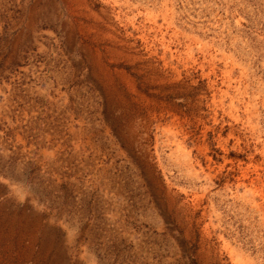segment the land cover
Returning a JSON list of instances; mask_svg holds the SVG:
<instances>
[{
	"label": "rangeland",
	"instance_id": "374dc122",
	"mask_svg": "<svg viewBox=\"0 0 264 264\" xmlns=\"http://www.w3.org/2000/svg\"><path fill=\"white\" fill-rule=\"evenodd\" d=\"M0 264H264V0H0Z\"/></svg>",
	"mask_w": 264,
	"mask_h": 264
}]
</instances>
